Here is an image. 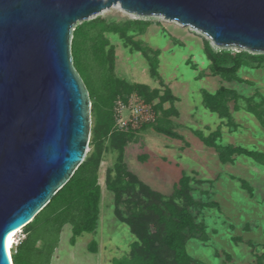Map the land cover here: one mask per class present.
Instances as JSON below:
<instances>
[{
  "label": "rangeland",
  "instance_id": "obj_1",
  "mask_svg": "<svg viewBox=\"0 0 264 264\" xmlns=\"http://www.w3.org/2000/svg\"><path fill=\"white\" fill-rule=\"evenodd\" d=\"M98 16L117 22L141 19L121 9L119 4L112 5L89 19ZM145 19L152 22L147 31L142 35L132 34L135 40H142L144 46L161 51L158 73L179 98L176 107L185 122L178 132L183 139L175 140L158 134L153 129H146L138 135L139 145L130 146L128 154L134 155L139 149L145 150L143 146L146 137L149 141L155 140L160 145V151L152 149L147 152L151 154L145 163L128 154H125L124 161L142 181L165 195L171 193L183 172L190 174L194 170L205 180L192 190L197 206L192 207L191 212L193 216L196 215L198 222L205 224L206 232L203 240L196 235L198 231L190 234L187 252L192 257V264H256V256L264 250V164L243 154L235 155L233 162L222 163L216 149L201 143L194 131L201 130L208 134L220 127L221 137L217 140L219 146H242L264 152V67H241L238 76L248 83L212 76L207 68L209 60L203 53L204 40L216 49L209 38L187 26L175 27L177 25L174 22L163 17L152 16ZM105 35L115 46V73L118 77L162 90L159 79L150 76L148 61L140 52H131L128 47H124L122 40L115 34ZM149 54L152 55L150 52ZM188 60L196 64L197 69H193L187 63ZM205 69L208 77L197 78L199 72ZM84 79L88 85L86 72ZM220 86L233 89L242 96L236 101L239 107L236 111L233 110L235 101L229 102L237 127L227 125L226 119L219 118L202 105L201 90L214 93ZM245 98L251 100L248 102ZM250 105H257L256 110L261 113L259 118L248 112L247 107ZM127 115L128 112L125 111L124 116ZM194 140L202 147L199 148ZM178 142L183 147L177 146ZM90 150L91 147L88 146L87 154ZM116 156L117 151L108 148L98 170L101 201L96 232L82 234L72 245L71 226L65 225L50 264H112L114 258H121L129 253L130 244L135 238L127 225L114 216V196L107 190L104 181L106 169L113 166ZM176 161L179 162L177 167ZM171 167L178 171H171ZM242 180H246L251 186L252 196L241 188ZM121 210L124 213L123 207ZM22 230L23 228L13 237L15 243L11 245V254L25 236ZM92 240L98 243L95 253L88 250Z\"/></svg>",
  "mask_w": 264,
  "mask_h": 264
},
{
  "label": "water",
  "instance_id": "obj_2",
  "mask_svg": "<svg viewBox=\"0 0 264 264\" xmlns=\"http://www.w3.org/2000/svg\"><path fill=\"white\" fill-rule=\"evenodd\" d=\"M116 4L190 27L221 49L264 53V0H0V264H12L8 235L87 154L91 101L73 65L72 33Z\"/></svg>",
  "mask_w": 264,
  "mask_h": 264
},
{
  "label": "trees",
  "instance_id": "obj_3",
  "mask_svg": "<svg viewBox=\"0 0 264 264\" xmlns=\"http://www.w3.org/2000/svg\"><path fill=\"white\" fill-rule=\"evenodd\" d=\"M152 22L147 19L108 20L100 16L77 24L72 33L71 53L73 65L81 76L91 101V129L89 147L83 162L78 166L69 181L51 198L50 202L23 228L24 238L11 254L12 264H50L54 250L59 243L61 231L70 225L72 236L70 243L83 233H94L97 228L100 186L98 170L103 154L108 148L117 151L115 163L106 170V188L113 192L114 215L127 225L135 240L130 244L126 256L114 258L112 264H192V257L187 252L190 234L198 231L199 239L206 236L205 224L198 222L191 208L197 202L190 194V178L183 175L178 186L170 195L152 189L142 182L137 175L128 170L124 162L125 147L135 141L140 130L152 128L157 133L169 137H179L172 129L176 124L168 119L176 113L173 103L178 100L171 89L164 84L158 73L159 49L143 45L135 40L132 33L144 34ZM106 33L119 37L124 47L131 52H140L148 61L151 77L159 79L161 88H151L144 83H131L115 73V46L110 43ZM152 53V55L149 54ZM203 53L209 60L208 70L213 76L223 80L246 82L238 76L241 67L259 69L264 67V53H252L247 50L232 48L213 49L207 40L203 41ZM187 63L196 69L191 60ZM88 73V85L84 73ZM205 76L200 71L197 77ZM135 94L144 102L151 104L155 112L153 121L143 123L138 129L128 128L120 131L115 128L114 103L120 98L127 102ZM202 105L219 118L226 119L229 126L237 127L231 113L230 100H234L233 110L239 109L236 101L241 98L235 90L220 86L214 93L202 89ZM250 101L251 98H245ZM170 107L164 109V103ZM256 106H248V112L258 118ZM264 123V122H263ZM194 134L218 153L219 161L230 163L235 155H246L260 164H264V152L242 146H219L216 140L221 131L217 130L204 136L201 131ZM108 143L107 145L105 143ZM241 188L252 196L253 190L246 180ZM124 208V213L121 210ZM193 214V215H192ZM92 253L97 251L93 240L88 245ZM256 264H264V250L256 256Z\"/></svg>",
  "mask_w": 264,
  "mask_h": 264
},
{
  "label": "crops",
  "instance_id": "obj_4",
  "mask_svg": "<svg viewBox=\"0 0 264 264\" xmlns=\"http://www.w3.org/2000/svg\"><path fill=\"white\" fill-rule=\"evenodd\" d=\"M171 22H174V21H171ZM177 26H175V27H180V28H184V26H182L181 24H179V23H177V22H174ZM150 27V26H149ZM160 54H161V51H160ZM160 54H159V56H160ZM159 56H158V59H159ZM159 62H160V59H159ZM194 64V63H193ZM158 67H159V64H158ZM196 69H197V66H196ZM207 70L205 69L203 72H204V74H205V76H207L206 75V72ZM213 76V75H212ZM204 77V76H203ZM208 77V76H207ZM198 78V77H197ZM164 84H166L165 82H164ZM167 85V84H166ZM168 87H169V85H167ZM170 88V87H169ZM171 89V88H170ZM171 91H172V89H171ZM172 94L174 95V96H176L174 93H173V91H172ZM177 97V96H176ZM178 98V97H177ZM178 100H179V98H178ZM177 100V101H178ZM177 101H175L174 103H173V105H174V108H175V110H176V113H171L169 116H168V119L169 120H171L173 123H175L176 124V127L175 128H173L172 130L175 132V133H177L178 135H179V137H169V136H167V135H165V134H162V133H158V134H161V135H165V136H167V137H169V138H172V139H177V140H182L183 139V136L178 132V129H179V127L180 126H182L183 125V123L185 122V119H184V117H180V112H179V110L177 109V107H176V102ZM167 104H168V106H167ZM163 107H164V109H168L169 107H170V103L169 102H166V103H164V105H163ZM231 107V106H230ZM232 109V108H231ZM231 113H232V111H231ZM220 128V127H219ZM147 129H152V128H147ZM218 129V128H217ZM216 129V130H217ZM146 130V129H145ZM142 131H144V130H140L138 133H137V135H136V138H135V141H133L132 143H130V144H128L126 147H125V150H124V157H123V159L125 160V154H128V148L130 147V146H132V145H139V143H137V140H138V135H140V133L142 132ZM196 131V130H195ZM198 131H201V130H198ZM215 131V130H214ZM220 131H221V128H220ZM202 133H203V131H201ZM211 132H213V131H211ZM210 132V133H211ZM210 133H208V134H204L203 133V135L204 136H207V135H209ZM196 136V135H195ZM197 137V136H196ZM220 137H221V135H220ZM219 137V138H220ZM198 138V137H197ZM218 138V139H219ZM149 139V138H148ZM147 139V137H146V140H147V143H146V140H144L145 141V144H144V146H143V148H145V150L143 149V151L142 150H138V152L137 153H135L134 155H132V154H128V155H130V156H132L134 159H137V160H141V162L142 163H145L148 159H149V154H151V153H147V152H150L152 149H154V150H156V151H160V145H158V143L155 141V140H152V141H149ZM199 139V138H198ZM217 139V140H218ZM217 140H216V143H217ZM195 142H196V140H194ZM199 141L201 142V143H203L200 139H199ZM150 142L152 143V144H150ZM197 143V145H199V148L200 147H202L200 144H199V142H196ZM205 145V144H204ZM177 146H182L183 147V144L182 143H180V142H178V145ZM213 148V147H212ZM234 158V157H233ZM125 162V161H124ZM167 162V161H166ZM101 164V163H100ZM125 164L127 165V163L125 162ZM166 165H168L167 163H166ZM177 166H179V162L178 161H176V164H175V167H177ZM169 168L171 171H173V172H177L178 171V169L177 168ZM99 168H100V166H99ZM112 168V167H111ZM127 168H128V170L129 171H131L130 169H129V167H128V165H127ZM107 170V169H106ZM132 172V171H131ZM132 173H134V172H132ZM135 174V173H134ZM135 175H137V174H135ZM183 175H186V176H188L189 178H190V181H189V185H190V194H191V196H192V190L194 189V187H196V185L197 184H200V183H203V182H205V180L203 179V178H201L200 177V175H199V173L198 172H196V171H192L190 174H186V173H182L181 174V176L180 177H178V179H177V182H176V185L174 186V189L178 186V183H179V180H180V178L183 176ZM105 177V176H104ZM137 177L139 178V176L137 175ZM140 179V178H139ZM141 180V179H140ZM104 181H105V179H104ZM142 181V180H141ZM142 182H144V181H142ZM145 183V182H144ZM98 184H99V179H98ZM146 184V183H145ZM105 185H106V183H105ZM148 185V184H147ZM99 186H100V184H99ZM149 186V185H148ZM150 187V186H149ZM153 189V188H152ZM173 189V190H174ZM108 190V189H107ZM155 190V189H154ZM172 190V191H173ZM108 191H110V190H108ZM172 191H171V193H172ZM160 192V191H159ZM113 193V192H112ZM170 193V194H171ZM163 194V193H162ZM170 194H168V195H170ZM165 195V194H164ZM100 201H101V186H100ZM100 201H99V214H100ZM113 209H114V206H113ZM114 213V212H113ZM99 214H98V221H99ZM115 216V215H114ZM117 219V218H116ZM98 221H97V228H98ZM97 228H96V230H97ZM96 230H95V232H96ZM129 230V229H128ZM94 232V233H95ZM130 232V231H129ZM84 234V233H83ZM135 238V237H134ZM77 239V238H76ZM93 241V240H92ZM95 241V240H94ZM76 242V241H75ZM96 242V241H95ZM97 243V242H96ZM97 250H98V243H97ZM97 252V251H96Z\"/></svg>",
  "mask_w": 264,
  "mask_h": 264
},
{
  "label": "built area",
  "instance_id": "obj_5",
  "mask_svg": "<svg viewBox=\"0 0 264 264\" xmlns=\"http://www.w3.org/2000/svg\"><path fill=\"white\" fill-rule=\"evenodd\" d=\"M125 111L128 112L127 116H124ZM114 112L115 128L120 131L138 129L143 123L151 122L155 118L152 105L135 94H131L127 102L118 98L114 103Z\"/></svg>",
  "mask_w": 264,
  "mask_h": 264
},
{
  "label": "bare ground",
  "instance_id": "obj_6",
  "mask_svg": "<svg viewBox=\"0 0 264 264\" xmlns=\"http://www.w3.org/2000/svg\"><path fill=\"white\" fill-rule=\"evenodd\" d=\"M234 49H236V48H234ZM18 232H19V230L10 233V234L8 235L7 239H6V250H7L8 254H9V256H11V245H12V243H15V242H14V241H15V238L13 239V237H14ZM11 239H12V240H11Z\"/></svg>",
  "mask_w": 264,
  "mask_h": 264
}]
</instances>
